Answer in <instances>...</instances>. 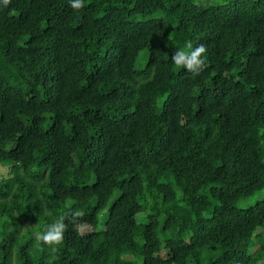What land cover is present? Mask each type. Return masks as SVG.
<instances>
[{
	"label": "trees",
	"instance_id": "1",
	"mask_svg": "<svg viewBox=\"0 0 264 264\" xmlns=\"http://www.w3.org/2000/svg\"><path fill=\"white\" fill-rule=\"evenodd\" d=\"M0 167V264H264V0L0 2Z\"/></svg>",
	"mask_w": 264,
	"mask_h": 264
},
{
	"label": "clouds",
	"instance_id": "2",
	"mask_svg": "<svg viewBox=\"0 0 264 264\" xmlns=\"http://www.w3.org/2000/svg\"><path fill=\"white\" fill-rule=\"evenodd\" d=\"M0 2L6 7L11 0H0ZM69 3L74 10L79 11L84 8V0H69ZM206 52L207 48L205 45L197 44L194 47L193 43L189 41L182 48L175 50L170 59L177 68H183L193 76H196L207 67ZM67 215H60L51 223L47 224L41 232L36 234V240L53 248L61 245L64 241V234L68 229V225L65 223ZM70 215L75 222L84 213L82 210L77 209L71 211Z\"/></svg>",
	"mask_w": 264,
	"mask_h": 264
},
{
	"label": "rangeland",
	"instance_id": "3",
	"mask_svg": "<svg viewBox=\"0 0 264 264\" xmlns=\"http://www.w3.org/2000/svg\"><path fill=\"white\" fill-rule=\"evenodd\" d=\"M232 0H195L197 5H211V4H222V3H230ZM6 168L5 167H0V171L5 174L6 173ZM261 196L264 197V190L261 191ZM117 195V191H114L112 198L115 197ZM259 198V195H253V196H249L246 198L241 199L240 201H238V205L239 206H247L248 204L254 203L256 201V199ZM137 219L139 221H144L145 219V215L143 213H138L137 214ZM89 230V228H88Z\"/></svg>",
	"mask_w": 264,
	"mask_h": 264
}]
</instances>
